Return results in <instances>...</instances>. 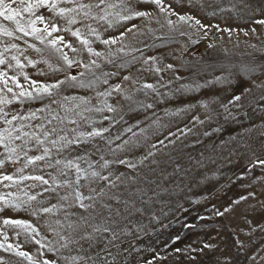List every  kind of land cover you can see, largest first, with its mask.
I'll list each match as a JSON object with an SVG mask.
<instances>
[{
    "label": "snow or ice",
    "instance_id": "snow-or-ice-1",
    "mask_svg": "<svg viewBox=\"0 0 264 264\" xmlns=\"http://www.w3.org/2000/svg\"><path fill=\"white\" fill-rule=\"evenodd\" d=\"M185 2L193 8L203 10L205 7L204 0H177V3ZM237 2L239 11L264 12V0ZM141 4L154 5L164 15L170 29L178 23L208 27L190 13L175 12L165 0H0V18L12 25L10 28L0 22V37L9 38V42L0 45V66H3L0 67V214L5 210L28 213L41 221L45 229L42 234L40 227L31 220L0 215V235L4 236V241H7V233L3 228H10L17 238L23 237L24 243L39 245L35 254L21 250L18 243L0 242V249L22 258L27 264H128V258L136 249L130 242L127 247L123 245L129 237L135 239L145 231L140 221L149 217L158 220L153 210L155 205L163 204L165 197L170 199L182 186L207 179L195 175V169L203 165L191 156L186 165L173 160L171 172L165 167L155 178L141 179L135 170L147 167V161L159 168V161L150 160L155 151L150 150L135 159L120 158L119 153L129 150L130 141L115 143L120 137L107 136L109 127L102 126L96 118L95 114H101L103 121H111L112 118L103 113L116 111L115 106L108 103L114 93H121L124 100L133 101L132 95L126 93L121 84L109 85V79L118 72H105V65L129 68L139 61L149 66L147 70L155 73L163 70L158 66V57H145L140 49L124 42L128 34L143 35L138 25L132 23L129 26L131 21L143 19L149 33L153 30L147 25L153 19L159 23L151 12L140 9ZM208 6L211 7V3ZM40 10L48 11L50 16L45 17ZM217 11L236 12L237 3H231L227 8L218 7L208 14L215 16ZM173 15L177 17L176 21L169 18ZM38 23L43 27H37ZM255 23L264 25V19ZM116 29L122 30L116 35L105 36ZM61 32L73 40L66 39ZM26 37L39 41L42 47L30 43ZM12 40H23L26 47L22 49ZM97 43L105 49L98 50L94 47ZM27 49L41 54V59L34 60L25 55ZM65 49L73 55L70 57ZM45 51L58 63L53 64L44 57ZM84 56H87V62H84ZM41 63L46 70L38 68V74L50 76L51 80L32 79L25 71L28 66L35 68ZM74 67H82L83 71L73 74L70 70ZM208 67L205 65L198 72L207 71ZM166 68L173 69V65L168 64ZM220 68L227 71V75L215 76L206 83L230 84L233 69L249 76L264 73V65H240L238 68L221 65ZM57 73L64 75L57 78ZM123 79L129 81L131 77L124 76ZM176 79L183 78L177 76ZM100 84L108 87L96 92L98 99L103 98L99 106L93 105L86 95L64 94L66 89L91 90ZM250 85L243 93L233 95L227 104H221L229 117L232 116L229 105L243 107L242 97L245 93L250 94L253 88L262 94L249 101L251 111L264 115V78L251 80ZM201 87L193 81L192 84H180L175 92ZM148 90L156 96L161 95L154 84L145 83L136 89L145 94ZM28 101H39L41 106L26 108L24 112L9 107L25 106ZM142 106L153 107L151 103ZM202 106L207 108L208 103L202 102ZM204 135L210 134L205 132ZM157 143L166 147L163 140ZM150 147L159 150L156 144ZM257 163L264 165V160ZM120 167L128 171H118ZM157 168L149 170L155 174ZM228 211L229 208H225L216 215L222 216ZM46 254H52L51 258ZM0 264L8 262L0 257Z\"/></svg>",
    "mask_w": 264,
    "mask_h": 264
},
{
    "label": "rangeland",
    "instance_id": "rangeland-1",
    "mask_svg": "<svg viewBox=\"0 0 264 264\" xmlns=\"http://www.w3.org/2000/svg\"><path fill=\"white\" fill-rule=\"evenodd\" d=\"M204 2L205 7L201 10L190 7L186 2L165 0V4H170L175 12L190 13L207 25V28L178 23L174 29H170L164 15L154 5H139L141 10L149 11L157 17L159 23L153 19L147 25L153 30L149 33L145 27L146 21L139 18L131 21L129 26L132 23L138 25L143 30V35L128 34L124 42L140 49L145 57H158V66L163 69L160 73L147 70L149 66L142 65L139 61L129 68H118L115 65H105L103 68L105 72H118V75L109 79V85L121 84L124 91L133 97L132 102L124 100L121 93H114L108 98V103L114 105L116 111H106L103 115L110 116L111 121H103L101 114H95L102 126L109 127L107 136L120 137L115 143L130 141L127 146L129 150L119 153L120 158L128 156L135 159L146 155L150 150L155 151V156L150 160L159 161V168L147 161V167L135 170L141 179H153L162 168L167 167L171 172L173 160L186 165L191 156L193 160H200L203 165L195 169V175L207 177L199 183L188 184L185 181L187 187L182 186L170 199L165 197L163 204L155 205L153 210L158 220L149 217L140 221L145 231L135 239L129 237L123 245L127 247L130 242L136 249L128 258V264H264V165L257 163L258 160H264V115L259 112L253 114L249 105L253 97L262 93L253 88L250 94L245 93L242 97L243 107L229 105L231 117L221 107L233 95L241 94L245 88L250 87L251 80L264 78V73L256 72L249 76L233 69L230 84L214 81L206 83L215 76L227 75V71L221 70V65H235L237 68L240 65H264V25L255 23L256 20L264 19V12L250 14L246 10L239 11L237 0ZM210 3L211 7L208 6ZM231 3H237L236 12L217 11L215 16L208 14L221 6L230 7ZM40 12L45 17L50 16L46 10ZM169 18L177 20L175 15ZM0 22L12 27L10 22L3 21L2 18ZM37 27L42 28L43 24L38 23ZM120 30L122 29L110 30L105 36L116 35ZM180 32L185 35H180ZM60 34L73 40L63 32ZM169 37L173 39L169 40ZM25 39L42 47L32 37ZM7 42L9 38L0 37V45ZM11 42L20 44L22 49L26 47L23 40ZM94 47L98 50L105 49L99 43L94 44ZM65 51L70 57L73 55L70 50ZM25 55L34 60L41 59V54L33 49H27ZM42 55L51 63H58L47 51ZM87 59L84 56V62ZM168 64H172L173 69H167ZM205 65L209 66L208 70L198 72ZM38 68L46 70V66L41 63L35 68L28 66L25 71L32 79L51 80L50 76L39 75ZM70 71L76 74L83 71V68L74 67ZM12 74V70H9V75ZM63 75L64 73H57L56 77L62 78ZM124 76H130L131 80L125 81ZM177 76L183 79L178 80ZM20 79L23 84V78ZM193 81L202 87L198 90L175 92L180 84H192ZM145 83L156 85L161 95L156 96L151 90L147 94L136 91ZM107 87L108 85L100 84L91 90L66 89L64 94L86 95L93 105L99 106L103 98L98 99L96 92L104 91ZM202 102H207L208 107H203ZM149 103L153 105L152 108L142 106ZM38 106H41V102L28 101L25 106L17 104L9 107L24 112L26 108L34 109ZM205 132L210 135L205 136ZM160 140L165 142L166 147L157 143ZM153 144L157 145L158 151L151 149ZM151 168H157L155 174L150 172ZM118 171L128 170L120 167ZM241 197L245 199L241 200ZM237 200L239 203H235ZM225 208H229V211L222 216L216 215L217 211L223 212ZM0 215L31 220L45 234L42 222L28 213L5 210ZM3 231L7 233V241L0 235V242L18 243L21 250L36 253L39 245L24 243L23 237L17 238L10 228H3ZM46 255L50 258L52 256ZM0 257L8 264H27V261L3 249H0Z\"/></svg>",
    "mask_w": 264,
    "mask_h": 264
}]
</instances>
